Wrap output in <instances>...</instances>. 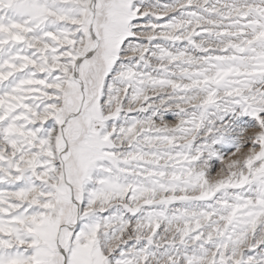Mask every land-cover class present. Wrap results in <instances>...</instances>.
I'll use <instances>...</instances> for the list:
<instances>
[{
    "label": "snow or ice",
    "instance_id": "obj_1",
    "mask_svg": "<svg viewBox=\"0 0 264 264\" xmlns=\"http://www.w3.org/2000/svg\"><path fill=\"white\" fill-rule=\"evenodd\" d=\"M0 264H264V0H0Z\"/></svg>",
    "mask_w": 264,
    "mask_h": 264
}]
</instances>
